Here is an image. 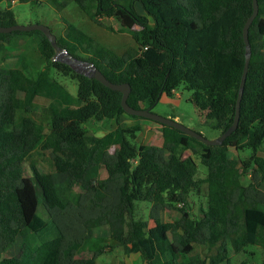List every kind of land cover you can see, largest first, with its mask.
<instances>
[{
  "label": "trees",
  "instance_id": "trees-1",
  "mask_svg": "<svg viewBox=\"0 0 264 264\" xmlns=\"http://www.w3.org/2000/svg\"><path fill=\"white\" fill-rule=\"evenodd\" d=\"M70 2L95 23L99 17L115 18L133 38L134 46L117 54L69 21L64 34L55 35L59 46L93 62L109 81L128 83L131 107L151 108L163 94L172 97L182 87L193 91L189 100L195 105L214 93L220 108L208 111L206 121L221 133L231 125L245 60L242 27L252 0H49L57 10ZM257 2L238 125L220 145L157 122L159 146L136 143L139 123L87 135L85 122L125 113L121 93L53 61L55 51L39 30L0 33L3 44L17 35H37L46 62L34 78L20 68L0 67V264H95L104 248L91 246V255L84 250L93 226L101 222L116 246L137 253L144 264H230L229 248L234 253L248 245L264 250V157L257 154L264 143V0ZM13 24L14 13L0 8V26ZM50 67L77 82L75 96L50 79ZM38 97L49 102L47 134L36 130L28 115ZM37 146L49 151L53 172L31 166L26 174L15 167ZM230 148L251 154L236 160ZM185 150L200 153L206 168V208L199 218L181 209L176 220L148 227L135 218V202L149 203L150 217L158 220L199 186L197 164L182 157ZM97 166L106 176L92 182L90 172ZM75 186L80 191L68 195ZM50 231L51 237L34 241ZM197 241L207 247L206 257L187 252Z\"/></svg>",
  "mask_w": 264,
  "mask_h": 264
},
{
  "label": "rangeland",
  "instance_id": "rangeland-1",
  "mask_svg": "<svg viewBox=\"0 0 264 264\" xmlns=\"http://www.w3.org/2000/svg\"><path fill=\"white\" fill-rule=\"evenodd\" d=\"M1 9H10L14 13L17 25L27 26L31 24H42L50 28L54 35L60 36L65 32V21H69L76 25L83 32L93 37V39L106 48L111 49L117 54H121L129 46H134V40L127 30H124L120 23L112 17H99L98 23L91 21L77 7L74 2H70L66 7L57 10L49 3V0H41L40 2H19L17 0H5L0 3ZM62 9V10H61ZM141 12V10H140ZM77 55L86 58L88 55L77 52ZM45 60L40 51V39L37 35H17L9 44L0 43V67L4 68H20L27 76L36 77L45 65ZM48 74L50 79L58 81L73 96L77 92V82L69 77L62 76L55 69L49 68ZM193 91L178 87L174 90L172 97L163 94L159 101L151 107V111L165 118L176 116L178 122L182 125L199 132L207 139H214L220 135V131L213 128V121L205 118L208 111H216L220 108V100L214 93H210L208 97L195 105L189 98ZM49 105L48 100L38 97L31 107L30 115L35 121L36 130L43 134L49 132V115L45 108ZM145 107V104L141 105ZM24 115V112H18V119ZM173 119V118H172ZM136 123L141 125V131L137 133L135 141L137 144L161 145V127L149 119H133L126 113L113 119L95 120L91 119L85 122L84 130L87 135L102 136L103 134L113 130L117 124L122 126H131ZM150 124L149 128L144 126ZM116 147H112L111 151H115ZM251 154L250 149L235 150L230 148V157L241 160L247 158ZM257 154L264 157V143L257 151ZM182 157H191L197 164V173L195 180L198 187L189 192L185 203L176 202L172 208L166 209L160 213L158 220L150 217V204L147 202H135L134 216L136 219L147 221L148 227L153 226L156 222H172L180 216V210H189L194 218H199L202 211L206 208V168L200 163V153L193 154L189 150L182 153ZM34 166L44 173L54 171L53 162L49 157L48 150H42L38 146L34 148L32 153L21 163L15 165L21 168L26 174H31L30 167ZM106 176V171L102 166L95 167L90 172L92 182L98 181ZM250 180V174H246L243 178L244 182ZM264 190V182L261 183ZM80 189L73 187L67 194L78 193ZM39 214L46 218V213L39 204ZM52 232H47L41 237H34V241L42 238H49ZM99 246L104 248L95 264H144L137 253H127L121 246H116L114 241L109 237L107 225L101 222L93 226V235L89 241V245L84 250V254L91 255V246ZM15 251V250H14ZM189 254L199 253L203 257L209 253L204 245H200L197 241L187 248ZM230 264H263L264 250L257 245H248L240 253H234L231 248L228 249Z\"/></svg>",
  "mask_w": 264,
  "mask_h": 264
},
{
  "label": "water",
  "instance_id": "water-1",
  "mask_svg": "<svg viewBox=\"0 0 264 264\" xmlns=\"http://www.w3.org/2000/svg\"><path fill=\"white\" fill-rule=\"evenodd\" d=\"M257 14H258V2L257 0H252V12L248 16V18L246 19L242 27V38L244 42L245 60H244V67H243L242 74H241V80H240L236 104H235L234 118H233L231 125L214 139H207L199 132H196L182 125L181 123H179L178 121L172 118H165L160 115H157L151 111L150 107L139 108V109L131 107L127 103V98L130 93V85L128 83L116 84V83L109 81L102 74V72L94 65L93 62L89 60L80 59L72 55L71 53H69L66 48L59 46L56 42V36L51 32L50 28L46 25L31 24L27 26H22V25L13 24L10 26H0V33H9L12 31L39 30L48 39V41L50 42L51 46L53 47L55 51L53 61L62 62L70 66L72 70L75 71L77 74L86 76L88 78L95 79L98 82H100L102 85H104L105 87L111 90H114V91H119L121 93L120 104H121L123 111L127 115L140 116V117L152 120L154 122L173 127L207 145H220L237 128V125H238L240 101L242 97V92L244 88V83H245L248 65L250 61V55H251L250 43H249V38H248V30H249V27L253 19L257 16Z\"/></svg>",
  "mask_w": 264,
  "mask_h": 264
},
{
  "label": "crops",
  "instance_id": "crops-1",
  "mask_svg": "<svg viewBox=\"0 0 264 264\" xmlns=\"http://www.w3.org/2000/svg\"><path fill=\"white\" fill-rule=\"evenodd\" d=\"M174 120H178V118L176 116L172 117ZM144 126H146V128H149L150 127V124H145Z\"/></svg>",
  "mask_w": 264,
  "mask_h": 264
}]
</instances>
